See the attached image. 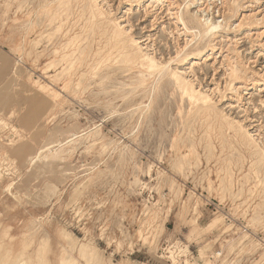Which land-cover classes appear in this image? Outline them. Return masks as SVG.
I'll use <instances>...</instances> for the list:
<instances>
[{
	"label": "rangeland",
	"instance_id": "1",
	"mask_svg": "<svg viewBox=\"0 0 264 264\" xmlns=\"http://www.w3.org/2000/svg\"><path fill=\"white\" fill-rule=\"evenodd\" d=\"M175 1L222 25L210 60H178L191 37L163 0L98 3L216 116L170 77L145 109L153 78L93 31L88 0H0V264H264V0Z\"/></svg>",
	"mask_w": 264,
	"mask_h": 264
},
{
	"label": "bare ground",
	"instance_id": "2",
	"mask_svg": "<svg viewBox=\"0 0 264 264\" xmlns=\"http://www.w3.org/2000/svg\"><path fill=\"white\" fill-rule=\"evenodd\" d=\"M75 1L80 3V2H84L86 0H75ZM88 1H89L88 7L90 9L89 11H90V13L92 15V19H93V21H92L93 31L94 32H98V31L102 32V35L107 37L106 43L111 46L110 49L112 51H114V50L117 51L118 55L119 56L123 55L125 60H127L128 62H130L132 64H136L137 66H140V68H142L146 71V73L148 74L149 77L153 78L151 96L149 98L150 102H149V104H147L145 106V109H149L151 107V103H152L151 101L153 100V96L156 93L157 86L159 85L160 81L163 80L165 77H170V79H172V81L177 85L178 89H180L182 96L184 98L186 97L192 104L197 103L200 106V109L203 111L204 115H208V116L209 115H213V116L217 115L218 112L216 111V103L214 102V99L212 98V96H214V94H213L214 92H212L211 95L203 92L200 89L201 83L199 84V86H197L195 84L194 79L192 77H190L191 75L189 76L185 72H180L178 68L172 69L170 64H168V63L163 64L162 62H160L161 60L160 61L157 60V58L155 56L146 53L147 51L145 52L144 48H146V47L148 48L149 45L147 46V44H146V47L143 48V45H141L143 42H141L139 39H135L133 36H131L130 32H132V30L130 31L129 29H127L123 26L124 23L122 24V22H124L125 20H121L120 22H118L117 19H112L111 18V15H112L111 11L101 9L100 5L98 3V0H88ZM135 1L139 2L141 0H130L129 3L135 2ZM160 1L161 0H159V3H161ZM163 2L167 3L168 13H170L169 15L172 16L173 19L176 20L177 28H179V25L182 26V29L179 28L181 35H183L184 37H188L190 35V37H191V41L185 40L186 41L185 45L183 47L180 46L181 49L179 48L180 51L177 52L178 54L176 56L178 58V60L185 61L189 57H192V59H194V60H199L201 58L206 57L205 61L210 60L212 57L209 55V53L210 52H212V54L216 53V45L213 44L215 41L214 38L217 34V30L222 28V25L212 24V23L208 22L209 20L206 21V20L199 19V17L192 15L190 13V11H188L189 13L187 14V16H185V14H183V12H182V5L179 4L175 0H163ZM224 4H225V7H227L229 10H231L227 1H225ZM199 7L200 8L198 10V13L205 14V13H208L210 10H212L211 7H213V6L210 5L209 3L206 4V2H202V3H200ZM148 11L151 12L150 10H148ZM218 12H220V11H218ZM147 14H149V13H147ZM156 20H157V17L154 21H156ZM128 28H130V27H128ZM207 37H208L209 41L207 42V44L205 46H203V47L199 46L194 51H187L188 46L194 40L197 39V40H200L201 42H203L204 39H206ZM206 51H207V53H206ZM15 70H21V68L17 67V68H15ZM236 72H238L236 69L232 70L231 76L232 77L235 76ZM191 73H192V71H191ZM70 76H71V74H70ZM140 76H141V74H140ZM68 82H70V81H68ZM65 86L67 87V85H65ZM72 86H71V88H72ZM231 86H232L231 91H235L236 93H238V91H240V89H241V88L236 89L235 86H233V85H231ZM139 89H141V88H139ZM124 95H125V93H124ZM128 96H127V98H128ZM57 97H58V93H57ZM237 125H238L237 133L239 134V137L242 140L249 141V142H256L257 138H255V134L252 133L254 128H251L250 126H249V128L244 127L240 122L237 123ZM134 132H136V130ZM75 144H76V142H75ZM256 146H258V145H256ZM260 152H261L260 154L264 157V151H260ZM48 155L57 156V150H51L50 149L48 152ZM43 160L44 161L46 160L45 157L40 158V162H42ZM140 234H141V231H140ZM66 238H68V237H66ZM1 249H0V251H1L0 252V262H1V259L10 260V258H9L10 253L7 252L5 255L1 254L2 253ZM85 253H86V251L83 249L81 251V255L83 257H86ZM218 254L220 255V253H218ZM69 261L68 262H62V264H74V262H69ZM10 264H43V261H39V259H37L35 263L30 262V261L25 260V258H23V256L20 255L19 257L16 258V260L15 259L12 260Z\"/></svg>",
	"mask_w": 264,
	"mask_h": 264
}]
</instances>
